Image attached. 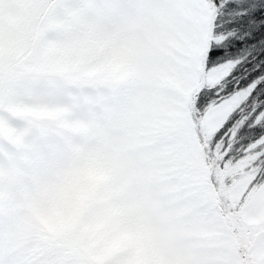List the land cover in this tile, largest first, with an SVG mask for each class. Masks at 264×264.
Segmentation results:
<instances>
[{
    "label": "snow or ice",
    "instance_id": "1",
    "mask_svg": "<svg viewBox=\"0 0 264 264\" xmlns=\"http://www.w3.org/2000/svg\"><path fill=\"white\" fill-rule=\"evenodd\" d=\"M69 132L158 264H264V0H0V193Z\"/></svg>",
    "mask_w": 264,
    "mask_h": 264
},
{
    "label": "clouds",
    "instance_id": "2",
    "mask_svg": "<svg viewBox=\"0 0 264 264\" xmlns=\"http://www.w3.org/2000/svg\"><path fill=\"white\" fill-rule=\"evenodd\" d=\"M68 135V144L45 150L31 165L22 163L20 180L0 193V243L16 245L37 264H158L163 251L159 217L128 202L130 220L147 243L119 230L116 202L84 167L82 138Z\"/></svg>",
    "mask_w": 264,
    "mask_h": 264
}]
</instances>
